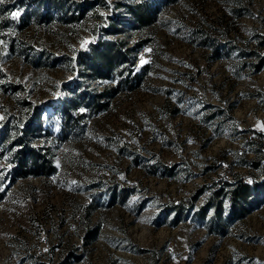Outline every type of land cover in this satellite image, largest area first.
Segmentation results:
<instances>
[{
	"label": "rangeland",
	"instance_id": "obj_1",
	"mask_svg": "<svg viewBox=\"0 0 264 264\" xmlns=\"http://www.w3.org/2000/svg\"><path fill=\"white\" fill-rule=\"evenodd\" d=\"M94 1L0 3V264H264V190L242 217L225 201L197 213L200 188L264 179V66L250 68L264 0H101L72 19ZM139 2L157 12L151 26L104 33L116 17L131 25ZM100 40L130 51L129 78L148 68L106 109L72 110L73 91L116 84L78 62ZM23 148L55 172L11 183Z\"/></svg>",
	"mask_w": 264,
	"mask_h": 264
},
{
	"label": "trees",
	"instance_id": "obj_2",
	"mask_svg": "<svg viewBox=\"0 0 264 264\" xmlns=\"http://www.w3.org/2000/svg\"><path fill=\"white\" fill-rule=\"evenodd\" d=\"M174 1L176 0H161V3L166 5ZM100 2L101 0H95L94 3H84L80 5L76 10L77 16L72 19L77 20L78 18H82L94 4ZM127 9V14L129 16L128 21L132 22V24L127 25L122 19L116 17L111 19L110 30L106 29L104 33L117 34L122 32V28L118 27L127 28L128 30L143 29L151 26L157 19V12L142 2ZM258 41L260 42V46L264 47V40L258 38ZM129 52V50H124L122 42L100 40L95 46L91 47L88 53L81 54L78 62L83 67L86 77L96 81L116 79V84L112 87L104 86L103 90L99 93L93 92L89 94L81 92L77 94L73 91L74 96L69 100V108L77 110L81 107H86L90 114H95L100 110L106 109L110 98L117 92L131 90L133 87H136L148 66H145L139 74H135L132 78H129L130 71L126 67L128 62L127 54ZM250 56L256 59V62L251 63L250 68L255 72L260 71L264 66V55L261 56L255 52H251ZM132 80L134 81L133 84H131ZM71 85H74V83L70 84L69 87ZM66 107L67 106L62 110L64 116V130H76L77 118H79V116H73L70 109L68 114V109ZM26 131L31 132L29 126H27ZM12 155L14 160L6 176L11 183L17 179L27 178L28 176L45 179L55 172L51 160L46 156L40 155L38 151L23 148ZM254 163V166H258L260 174L264 176V167H259L257 162ZM260 190H264V179L260 183L255 181L251 185L243 182L242 179L234 178V182L232 183L222 181L217 187L200 188L198 194L201 192L205 193L206 191L208 193L205 196L203 205L197 209V213L201 212L203 216L207 210L212 209L216 215H219L225 201V203L229 205L230 217H242L245 214V205L248 197L251 196L254 191ZM195 198L196 197H193L192 200ZM85 234H88V232Z\"/></svg>",
	"mask_w": 264,
	"mask_h": 264
},
{
	"label": "snow or ice",
	"instance_id": "obj_3",
	"mask_svg": "<svg viewBox=\"0 0 264 264\" xmlns=\"http://www.w3.org/2000/svg\"><path fill=\"white\" fill-rule=\"evenodd\" d=\"M2 2H3V0H0V3H2ZM19 15H20L19 12H14V13L11 14V17H12V19L15 20V19L18 18ZM0 119H2V117H0ZM261 130H264V126L261 127ZM0 190H2V189H0Z\"/></svg>",
	"mask_w": 264,
	"mask_h": 264
}]
</instances>
